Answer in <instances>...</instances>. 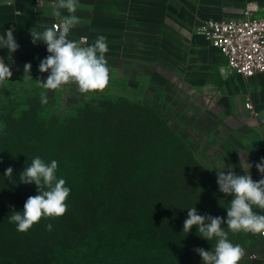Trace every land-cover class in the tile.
Returning <instances> with one entry per match:
<instances>
[{"label": "trees", "instance_id": "16d2710c", "mask_svg": "<svg viewBox=\"0 0 264 264\" xmlns=\"http://www.w3.org/2000/svg\"><path fill=\"white\" fill-rule=\"evenodd\" d=\"M152 118L156 124L157 117ZM4 121L0 264H154L157 241L167 238L173 245L181 236L182 224L176 225L184 218L179 196L172 193V183L162 184L156 177L158 149L144 144V134L128 131L126 122L35 115ZM37 156L48 164L57 161V179L71 189L67 212L20 232L9 217L22 212L27 198L38 194L34 183L20 182V174ZM8 167L12 176L5 175ZM181 199L190 201L188 196Z\"/></svg>", "mask_w": 264, "mask_h": 264}, {"label": "rangeland", "instance_id": "374dc122", "mask_svg": "<svg viewBox=\"0 0 264 264\" xmlns=\"http://www.w3.org/2000/svg\"><path fill=\"white\" fill-rule=\"evenodd\" d=\"M5 63L11 68L12 77L0 86V136L5 130V118L35 115L53 120L100 116L126 122L128 131H139L147 138L146 146L158 149L156 177L162 184V181L169 186L172 183V193L179 196L178 209L184 218L176 224H182V232L173 245L166 243L167 238L157 241L154 264H202L194 249L214 250L215 238L207 241L200 237L195 226L191 232H183V224L188 209L193 207L200 215L219 216L226 221L232 197L219 191L217 170L226 174L231 169L238 175L250 174L255 181L264 178L254 165L247 164H250L249 155H244L240 143L237 144L243 120L207 101L201 89L188 88L181 77L165 68L120 62L110 70L107 88L86 97L75 84L55 90L40 87L36 80H46L49 73L39 72L38 64H31L32 79L26 80L24 65L28 62L10 60ZM42 93L47 97L46 103L41 102ZM153 115L157 117L156 124ZM42 128L45 130L47 126ZM65 178H68L67 173ZM186 196L190 201L181 199ZM253 211L264 215V210L256 206ZM221 227L231 243L244 249L245 255L239 264H245L257 248L260 233H233L226 223ZM2 244L0 240V249ZM148 254L146 252V259Z\"/></svg>", "mask_w": 264, "mask_h": 264}, {"label": "crops", "instance_id": "0c3cea01", "mask_svg": "<svg viewBox=\"0 0 264 264\" xmlns=\"http://www.w3.org/2000/svg\"><path fill=\"white\" fill-rule=\"evenodd\" d=\"M53 0H0V35L14 29L19 48L9 53L0 48L5 61L40 64L49 53L43 41L34 45L30 35L51 28L58 19ZM61 17L68 16L61 9ZM80 23L68 39L81 46L92 45L103 35L110 70L120 62L155 65L177 74L188 88H199L207 101L216 103L243 120L237 144L255 166L264 158V72L247 77L231 71L227 56L198 31L207 20H241L264 16V0H77L74 13ZM84 38H87L86 40ZM250 97L253 109L246 107ZM256 258L245 264H264V242L253 250Z\"/></svg>", "mask_w": 264, "mask_h": 264}, {"label": "clouds", "instance_id": "9594fccd", "mask_svg": "<svg viewBox=\"0 0 264 264\" xmlns=\"http://www.w3.org/2000/svg\"><path fill=\"white\" fill-rule=\"evenodd\" d=\"M42 0H39V4ZM54 15L60 19L61 26L53 25L44 31L30 29L32 43L43 41L49 55L40 61L38 70L49 73L46 80L37 79V83L44 89L55 90L64 85L75 84L80 93L87 94L102 92L110 82V69L105 54L108 52L106 37L99 36L92 45L81 46L77 41L68 39L69 32L80 21L74 13L77 10V0H57L53 5ZM61 9H66L68 16L61 17ZM14 29H8L0 35V48H7L9 53L18 50ZM31 63L24 65V79H32ZM12 77V71L5 60L0 57V86H4ZM41 102L46 103L47 97L41 94ZM251 166V165H250ZM259 173L264 176V158L255 165ZM58 163L52 160L45 163L39 156L25 167L20 174V182L35 184L38 194L29 196L24 203L22 212H14L9 220L15 223L17 231L26 232L34 224L45 218H58L67 212V199L71 189L66 186L64 179H57ZM13 169L8 167L5 175L12 176ZM217 184L219 191L232 197L227 208L226 221L219 216L198 214L197 208L188 209L187 218L183 224V232L189 233L195 226L200 237L211 241L216 239L214 250L195 248L202 259V264H239L245 255L244 249L233 244L228 239V233L221 227L227 225L233 232H251L264 234V215L253 211V206L264 210V178L253 180L250 174H236L232 169L227 174L217 170ZM47 229L50 231L51 224Z\"/></svg>", "mask_w": 264, "mask_h": 264}, {"label": "built area", "instance_id": "2783aa9c", "mask_svg": "<svg viewBox=\"0 0 264 264\" xmlns=\"http://www.w3.org/2000/svg\"><path fill=\"white\" fill-rule=\"evenodd\" d=\"M56 3L57 0L52 1V4ZM54 25L61 26L59 18ZM197 29L227 56V66L231 71L247 77L264 72V16L241 20H207ZM245 104L247 108L253 109L250 97H247ZM260 237L264 242V234H260ZM258 255L259 251H254L250 257L256 258Z\"/></svg>", "mask_w": 264, "mask_h": 264}]
</instances>
